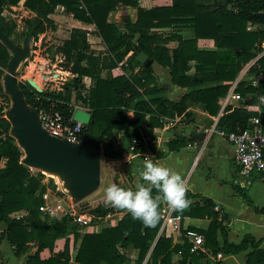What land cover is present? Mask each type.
Segmentation results:
<instances>
[{
	"label": "trees",
	"instance_id": "16d2710c",
	"mask_svg": "<svg viewBox=\"0 0 264 264\" xmlns=\"http://www.w3.org/2000/svg\"><path fill=\"white\" fill-rule=\"evenodd\" d=\"M19 1L0 0V30L10 38L12 26L4 22L1 13L4 5ZM227 2L231 3V8L221 5L219 0L210 3L202 0H176L171 4L150 8L138 6L136 19L126 18L124 29L120 30L113 21L108 20L109 12L118 4L136 5L137 0H23V4L35 11L39 17L32 25L35 26L34 32L41 27V18L52 22L48 14L61 4L74 18L93 23L108 51L112 53L107 58L95 54L87 40L88 30L78 26H73L69 37L57 47V51L67 59V64L64 65L68 69L78 76L87 75L94 80L83 96L78 91L75 94L91 114L90 121L82 128L81 143L89 150L104 152V149H112L111 156L117 158L129 146L132 138H140V129L144 124L160 127L163 124V115L184 113L188 116L186 109L189 99L201 102L210 114L217 113L220 107L218 99L229 89V81L235 78L244 63L254 55L252 48L255 41L264 38V28H247L248 22L264 24V20L256 14L257 11H264V0ZM177 24L191 26L193 33L183 37L178 32H171L162 37L160 33L151 31L154 26ZM201 37L213 38L216 48L198 47L197 40ZM171 38L177 39L178 44L169 49L161 41ZM129 49H132V53L126 58L127 66L140 64L137 54L145 51L149 57L168 68L173 83L187 87L181 98L173 101L165 96V89L156 82L150 64H140L141 68L127 74L101 75L103 67L117 65ZM11 55V51L0 40V66H7ZM191 59L195 60L194 74L186 73ZM257 65L264 70V54L257 59L255 66H251V70ZM15 82L27 102L35 108L58 110L66 117L72 114L75 103L71 101L68 90L49 93L35 89L28 82L16 79ZM235 89L242 95L249 93L250 107H253L258 102V97L264 96V78L258 80L256 85L243 79L237 83ZM243 101L233 108L227 106L217 120V127L232 130L237 125L245 126L249 118L255 115L264 120V103L260 105V111H257L243 106ZM128 109L132 110L131 118L127 116ZM1 114L3 112L0 107V121L4 125V134H0V157H6L4 166L0 167V243L6 238L13 253L19 256L27 251L33 241L37 249L33 254L27 253L25 264H124L127 256L119 250L118 244L131 245L138 249L135 264H141L148 252L145 264H168L171 262L172 253L178 251V264H211L203 251L190 250L191 243L186 237H183L182 242H172V226L176 225L177 230H180L184 216L212 219L206 228L189 226L187 229L201 233L204 237L203 245L213 252L221 250L225 253H236L249 244L256 246L255 239L249 234L244 235L238 242L229 241L222 223L225 214L210 197L189 191L188 196L199 199L191 202L183 212H172L171 220L153 246L151 244L162 222L161 217L154 227H145L125 210L114 225L104 226L99 231H87L81 236L67 217L52 218L53 220L46 222L38 212V197H41L44 185L20 161L23 151L7 133L10 123ZM119 131L122 136L117 140ZM116 140L119 141L118 144ZM189 141L179 133L167 142V147L169 150H177ZM142 147L141 142L135 149L140 151ZM152 194L155 196L159 193L153 189ZM243 196L249 199L245 192ZM21 208L28 209L25 216H10L11 212ZM97 210L101 214L123 211L110 206H98ZM70 231H74L75 241L79 239L73 255L66 237ZM218 235L221 236L222 243L219 242ZM60 237H65L63 247L53 250L55 240ZM44 247L51 250L47 257H41L39 253ZM0 264H5L1 249Z\"/></svg>",
	"mask_w": 264,
	"mask_h": 264
},
{
	"label": "crops",
	"instance_id": "0c3cea01",
	"mask_svg": "<svg viewBox=\"0 0 264 264\" xmlns=\"http://www.w3.org/2000/svg\"><path fill=\"white\" fill-rule=\"evenodd\" d=\"M213 1L214 0H202V2L205 3H210ZM174 2H176V0H137L136 5L118 4L116 5L115 9L133 7V9L136 11L135 17L131 19L135 20L138 6L142 8H150L155 5H166ZM219 3L231 8V3L227 2V0H219ZM111 11L109 13H111ZM63 15H66V17L70 19L73 26L86 28L88 30L87 40L89 44L91 41H94L93 44H90V48L92 50H100H93L95 54L99 55L101 58H107L112 55V53L108 51L100 35L97 33L93 23L84 22L74 18L72 14L66 11L65 7L61 4H58L54 11L48 14V16L52 19H55V21ZM108 20H110L109 17ZM125 20L126 18L120 23V25L117 21L113 22L120 30H123ZM247 28H264V24L258 22H248ZM187 30L190 33L186 36H190L193 32L191 26L189 25L177 24L170 26L151 27V31L160 33L162 37L168 35L171 32H178L183 37H185L184 33ZM99 41L100 43H98ZM161 43L166 45L169 49H172L176 47L178 40L171 38L167 41H161ZM197 45L202 49L216 48L213 38L209 37L198 38ZM252 50L254 51V55L244 63L235 78L231 81V85L234 83L237 85V83L243 79H247L252 85H256L258 80L264 78V70L261 66L257 65L255 69L251 70V66H255L257 59L262 54H264V38L255 41ZM140 52H144L147 56L144 62H140L138 59L137 60L144 66L150 64L152 72L156 77V82L165 89V96L173 101L179 100L183 93L187 90V87L173 83L171 81L169 70L166 66L149 57L148 53L145 51ZM131 53L132 49H129L124 58L117 63V65L120 64L119 69L115 68L117 65H114L111 68L103 67L101 70V75H117L121 73L126 74L125 67L128 65L126 58ZM140 64H134L132 71L135 72L141 68ZM189 64L190 67L186 73L194 74L195 60H189ZM84 79H88V81H90L91 78L87 75H84ZM86 85L88 86V84ZM221 97L222 96H220L218 99L219 106ZM249 98L250 95L248 93L246 98L244 97L243 102L251 106L249 103ZM219 110L220 107L216 114H210L204 108V105L201 102L189 99L187 101L186 109V111L189 113L188 116H186L184 113L174 114L178 115L179 118L171 127L164 128L163 124L160 127H150L144 124L140 129V134L141 136L142 134L145 136V140L140 151L132 156L129 152L128 146L127 153L118 157L116 160L118 163H120L122 159L124 162H126V166L129 169L130 174L135 176L136 182L139 180L140 182L146 183L140 178V172L143 168V160L145 156L151 157L154 163L162 164L178 172L185 181L187 191L191 192L192 194H203L210 197L216 204L217 208H219V210L225 214V217L222 219V223L225 226L227 239L229 241L238 242L246 234L251 235L255 239L256 246L249 244L246 248L241 249L236 253H225L219 250L222 252L221 257L216 256L218 251L213 252L210 248L204 245L200 246L198 250L203 251L207 255L209 263L264 264V178L258 174H253L251 176L242 175L240 171V165L234 158V149L231 142L220 136L217 132L209 130L214 120L219 118ZM128 116L131 117L132 113L129 112ZM163 117L172 116L163 115ZM179 133L187 137L190 141L177 150H169L167 147V142L173 136L178 135ZM121 136L122 132L119 131L117 140L121 139ZM243 192L249 196L250 200L243 196ZM187 198L190 200V202L199 199L198 197L188 195ZM164 206H166V203L161 204L159 209L160 213L161 208ZM123 213L124 211L115 212L110 218L105 219L103 217L98 224L92 227L91 231H99L104 226L114 225L118 219L121 218ZM211 220V218L207 217L184 216L181 222V229L179 231H172V242H182L183 237H186L184 235L185 229H187L189 226L206 228ZM162 224L163 223L160 224L151 246H153L157 237L163 234L164 226H162ZM66 237H68L70 253L73 255V252L71 251L73 246H71V244L74 238L70 233H68ZM3 240L7 243V246L4 250L0 246L5 264H25L27 253L33 254L37 249L36 244L31 241L27 251L19 256H16L13 253L12 246L7 241V239L4 238L2 241ZM218 240L220 243H222L220 235H218ZM64 241L65 237L57 238L55 240L53 250L62 248ZM117 246L119 250L124 252L127 256L124 264H135L138 249L131 245L122 246L118 244ZM75 249L76 248L74 247V250ZM39 253L41 257H47L50 255L51 250L48 247H44ZM148 256L149 252L141 264L146 263ZM179 259L180 252H173L171 262L168 264H178Z\"/></svg>",
	"mask_w": 264,
	"mask_h": 264
},
{
	"label": "rangeland",
	"instance_id": "374dc122",
	"mask_svg": "<svg viewBox=\"0 0 264 264\" xmlns=\"http://www.w3.org/2000/svg\"><path fill=\"white\" fill-rule=\"evenodd\" d=\"M135 9L133 7H124V8H116L111 13L108 14V17L112 21H117L120 23L125 18H134L135 17ZM2 16L4 22L8 25L12 26V34L11 39L17 43L22 45L27 38V35L32 27V25L37 22L36 18H39L35 11L26 7L23 4V0H20L16 4H6L2 10ZM42 24L39 26L36 32L35 28L33 31V37L30 45V54L24 58L17 66L15 79L21 82H28L31 86L39 91H45L49 93H57V92H65L69 91L71 101L75 103V107L81 106L88 109L87 106H84L81 99L76 98V91L79 92L80 95H84L91 84L94 83L93 79H84V76H78L76 73L72 72V70L68 69L64 63L67 64V59L63 57L60 51H57V47L61 46L63 41L69 37L71 34V28L73 25L71 24L70 19L63 15L59 17L58 20L52 19V22H49L43 18H41ZM54 21V22H53ZM35 27V26H34ZM189 31L187 30L184 34L189 35ZM94 41L90 44H93ZM100 43V41L98 42ZM96 44V43H95ZM97 50V49H93ZM11 51V50H10ZM97 51H100L99 49ZM12 54V51H11ZM126 66V65H125ZM6 71V66H0V107L2 108L3 114L2 117L6 118L5 110L10 106L11 99L7 92L4 90L3 79L2 76ZM60 71V72H59ZM132 71V67L126 66L125 73H130ZM57 73V74H56ZM234 79V78H233ZM231 79L229 82L233 80ZM86 80V81H85ZM34 81V82H33ZM41 85H39V84ZM88 84V86L86 85ZM246 98V95H243ZM129 112L132 113L131 109H128L127 116ZM129 117V116H128ZM132 117V116H131ZM129 117V118H131ZM7 119V118H6ZM8 120V119H7ZM9 121V120H8ZM10 123V121H9ZM10 129V126H9ZM0 133L3 135L4 133V125L0 121ZM11 137H13L9 130L7 132ZM14 138V137H13ZM15 142L16 139L14 138ZM117 144L119 141H117ZM18 145V143L16 142ZM18 147L23 151V149L18 145ZM127 148L124 149L121 156L127 153ZM102 151V150H100ZM111 150L104 149V152H101V180L98 188L94 190L92 193L84 197L83 199L77 201V207L80 210L88 211L92 215V221L89 226H81L75 222H73L70 218V222L76 228V231L79 234H83L84 232L91 231L92 227L98 224L103 215L100 211L97 210L98 206L107 207L104 204V190L105 188L111 184L116 183L117 185L125 188V189H135L136 178L130 174L129 169L126 166V162L122 159L120 163H113L114 159L117 157L111 156ZM24 154V152H23ZM23 156V155H22ZM21 156V157H22ZM20 157V161H21ZM6 161V157H0V167L4 166ZM119 164V165H118ZM31 173L38 178H40L41 183L42 180H47L49 186H55V182H59L62 184V180L59 179L58 175L47 172L45 170H41L35 167H30ZM38 212L43 220L49 222L52 217L43 213L41 208L42 199L38 197ZM125 212V210H123ZM28 213V209L21 208L15 210L10 213V216H16V214L20 215V217L25 216ZM14 216V217H15ZM2 225L0 224V230ZM98 228V227H95ZM71 236L74 238V231L69 232ZM81 236V235H80ZM79 244V239L76 241L73 240L71 246L72 252L74 253V247ZM1 248L4 250L7 246L6 241L4 240L0 244Z\"/></svg>",
	"mask_w": 264,
	"mask_h": 264
},
{
	"label": "water",
	"instance_id": "95a60500",
	"mask_svg": "<svg viewBox=\"0 0 264 264\" xmlns=\"http://www.w3.org/2000/svg\"><path fill=\"white\" fill-rule=\"evenodd\" d=\"M256 14L264 20V11H257ZM34 28L30 29L22 45L15 43L0 30V40L12 51L2 76L4 90L11 99V104L4 113L10 121L9 133L23 149L21 162L58 175L63 187L73 201L77 202L96 190L100 184L101 152L89 150L81 142L59 138L45 130L36 108L27 102L16 84V68L30 54ZM146 56L144 52H140L137 59L144 62ZM72 116L73 119L88 124L91 114L88 109L77 106Z\"/></svg>",
	"mask_w": 264,
	"mask_h": 264
},
{
	"label": "built area",
	"instance_id": "2783aa9c",
	"mask_svg": "<svg viewBox=\"0 0 264 264\" xmlns=\"http://www.w3.org/2000/svg\"><path fill=\"white\" fill-rule=\"evenodd\" d=\"M115 68L119 69L120 64L115 66ZM235 87L236 83L232 84L227 92L221 97L220 115L226 110L227 106L233 108L240 105L241 100H244L242 93L236 91ZM261 104L262 103L259 100L256 105L250 107V105L243 102V106L257 111H260ZM36 110L41 126L50 134L59 138L82 142V128L84 124L79 120L73 119L72 114L69 117H66L58 110H51L45 107H39L36 108ZM178 118V115H174V117H162L163 127L173 126ZM217 120L218 119L214 120L209 130L217 132L220 136L231 142L234 149V158L240 165L242 175L251 176L253 174H258L264 178V120L262 117L259 115L251 116L245 126L237 125L232 130L217 127ZM144 137L145 136L142 134L140 138L134 137L131 139L129 152L132 156L139 152L135 147L136 145L141 144V142L144 143ZM115 162L118 161L114 160L113 163ZM46 181L47 180H42L44 190L40 193L43 213L55 219L67 217L81 226H89L92 221V215L88 211L78 209L77 202L73 201L72 196L62 184L60 185L59 182H55V186H49ZM115 212L121 211H108L102 215L106 219L110 218ZM172 212L173 211L169 209L167 204L161 208V223H163L162 226H164V228L171 220ZM20 216L21 214H16L15 217L19 218ZM173 230L179 231L177 230L176 225L172 226V231ZM184 235L191 243V251L197 250L204 243L203 235L192 229H186ZM221 255L222 252L220 251L216 253L217 257H221Z\"/></svg>",
	"mask_w": 264,
	"mask_h": 264
},
{
	"label": "clouds",
	"instance_id": "9594fccd",
	"mask_svg": "<svg viewBox=\"0 0 264 264\" xmlns=\"http://www.w3.org/2000/svg\"><path fill=\"white\" fill-rule=\"evenodd\" d=\"M258 99L264 103V96ZM140 178L146 183L138 180L135 190L125 189L116 183L109 184L104 190L105 206L126 210L145 227H154L159 222L162 203L177 212H183L190 206L185 181L178 172L145 156ZM153 189L159 194L153 196Z\"/></svg>",
	"mask_w": 264,
	"mask_h": 264
},
{
	"label": "bare ground",
	"instance_id": "6f19581e",
	"mask_svg": "<svg viewBox=\"0 0 264 264\" xmlns=\"http://www.w3.org/2000/svg\"><path fill=\"white\" fill-rule=\"evenodd\" d=\"M60 72V71H59ZM57 74V73H56ZM34 82V81H33ZM39 84V83H38ZM39 85H41V84H39Z\"/></svg>",
	"mask_w": 264,
	"mask_h": 264
}]
</instances>
